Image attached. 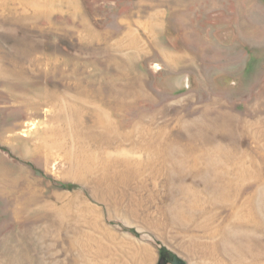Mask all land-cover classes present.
Masks as SVG:
<instances>
[{"label": "rangeland", "instance_id": "1", "mask_svg": "<svg viewBox=\"0 0 264 264\" xmlns=\"http://www.w3.org/2000/svg\"><path fill=\"white\" fill-rule=\"evenodd\" d=\"M32 1L0 0V56L29 78L0 74V264H264V0ZM78 95L121 132L210 141V175L153 176L141 152L98 199L65 176L94 123L69 121Z\"/></svg>", "mask_w": 264, "mask_h": 264}, {"label": "bare ground", "instance_id": "2", "mask_svg": "<svg viewBox=\"0 0 264 264\" xmlns=\"http://www.w3.org/2000/svg\"><path fill=\"white\" fill-rule=\"evenodd\" d=\"M30 3H32L34 10H36L35 17H38V0ZM3 59L4 58L0 56L1 75L3 74L7 76V78H22L24 76L23 72L16 74L10 71L11 69L9 70L8 67H5ZM25 77L23 78L26 80L29 79ZM70 98L71 101L68 104L70 105L68 106L70 113L68 114L69 121H71V123L76 121L77 125L79 123L84 125V115L86 113H92L94 116V123L89 126L86 131H81L80 128L78 131L77 128V133L81 132L84 136L80 135L79 138L81 140L78 138L81 144L77 150H67L63 156V158L72 165L73 169L66 172L65 176L78 180L84 183L85 186L90 187L93 194L98 197V199L108 202L115 194L116 184L138 180L141 174V167L144 164V160L141 158L142 153H147L148 155L146 165L151 168L153 176L160 174H164L165 176L177 174V176L182 178L189 175L203 176L205 174L204 172L210 175L211 170L208 166H206L204 170H200V157L199 153H196L199 150L203 155L207 156L209 150L206 148H211L209 147L210 141L206 140L204 143L207 144V147L201 148L197 140L191 143L183 142L182 139L173 136L170 130L161 128L158 131H154L151 130V125L148 126V129L146 128L147 131L145 132L139 130V125L135 126L130 131L121 132L122 130L120 131L118 128L119 125L117 127L115 123L111 121L108 112H106L101 105H96L92 108V99L79 95L71 96ZM64 101L67 102V100ZM194 122H196L195 125H201H199L200 120ZM185 125L186 122L182 124V126ZM184 128H187V126ZM138 133L139 137H137ZM127 143L131 145L129 144L128 147ZM54 146L55 145L43 143L38 146V150L46 149V152H48L47 157H49L53 154ZM220 147L223 149L222 144H219L217 148L219 149ZM232 152V150L228 149L227 155L232 157ZM58 157L60 158L59 155ZM213 158L214 157H211L210 161H207L208 165L217 163ZM209 175H207V178H211ZM216 175H219V173H215L214 177ZM86 205L88 206V203Z\"/></svg>", "mask_w": 264, "mask_h": 264}, {"label": "water", "instance_id": "3", "mask_svg": "<svg viewBox=\"0 0 264 264\" xmlns=\"http://www.w3.org/2000/svg\"><path fill=\"white\" fill-rule=\"evenodd\" d=\"M171 262L172 264H187V262L176 253H172Z\"/></svg>", "mask_w": 264, "mask_h": 264}]
</instances>
